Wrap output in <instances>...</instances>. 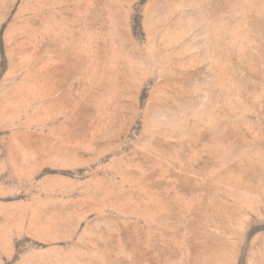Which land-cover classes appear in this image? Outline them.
<instances>
[{
  "label": "rangeland",
  "instance_id": "1",
  "mask_svg": "<svg viewBox=\"0 0 264 264\" xmlns=\"http://www.w3.org/2000/svg\"><path fill=\"white\" fill-rule=\"evenodd\" d=\"M0 264H264V0H0Z\"/></svg>",
  "mask_w": 264,
  "mask_h": 264
}]
</instances>
